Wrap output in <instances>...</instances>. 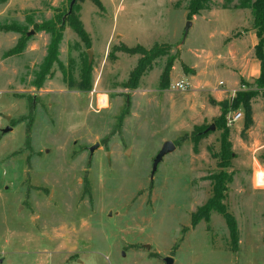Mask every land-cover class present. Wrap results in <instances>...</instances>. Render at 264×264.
I'll list each match as a JSON object with an SVG mask.
<instances>
[{
	"label": "rangeland",
	"instance_id": "1",
	"mask_svg": "<svg viewBox=\"0 0 264 264\" xmlns=\"http://www.w3.org/2000/svg\"><path fill=\"white\" fill-rule=\"evenodd\" d=\"M95 1L76 0L73 7L83 38L71 20L61 27L70 0L0 4V29L18 27L25 39L22 53L10 54L21 34L0 32V264H164L165 258L264 264V189L253 184L254 160L264 170V89L254 81L234 85L232 62L214 58L205 66L202 57L231 47L247 51L248 41L223 43L233 29L221 17L234 13L212 0L213 10L195 16L183 40L191 0ZM51 25L62 34L57 64L37 88L50 34L34 26ZM140 48L156 50L157 57L137 87L127 88L140 58L128 51ZM84 66L87 92L78 89ZM190 66L210 94L226 90L222 99L195 88ZM180 80L189 87L170 91ZM93 91L106 96L103 108ZM238 92L253 94L248 116L244 104L234 103ZM236 111L243 117L227 125ZM223 113L232 157L224 204L236 224L235 243L216 213L191 223L210 196L207 177L218 170L216 120ZM210 125L214 130L203 134ZM5 127L12 130L3 135ZM96 142L100 148L89 159L87 148ZM165 142L175 150L150 180Z\"/></svg>",
	"mask_w": 264,
	"mask_h": 264
},
{
	"label": "trees",
	"instance_id": "2",
	"mask_svg": "<svg viewBox=\"0 0 264 264\" xmlns=\"http://www.w3.org/2000/svg\"><path fill=\"white\" fill-rule=\"evenodd\" d=\"M222 9H236L243 10L248 9L251 13L253 20V29L255 31V35L257 37V45L254 48V56L258 60L260 65V74L259 77L254 80V84L260 90L264 89V0H222ZM92 2L96 3L95 0ZM0 4H4V0H0ZM211 4V0H191L188 6L186 7V20L191 21L193 17L199 15L202 11L208 9ZM73 11V10H72ZM71 20V25L74 32L79 35L81 38L84 37V34L81 28L77 25H74L72 22V16L70 15L66 20ZM61 25L63 27L65 25ZM35 30L39 31H47L50 34V41L47 48V55L43 61V64L40 67V70L36 76V87L39 88L50 72L53 65L57 64V52L58 45L62 39V34L60 33V28H56L55 26H43V27H35ZM0 32H14L21 34L20 39L17 42L16 48L14 52L12 51L10 54L20 55L25 47V39L24 32L21 31L18 27L12 25H6L0 29ZM129 54L139 55L140 58L137 61V64L133 71L130 73L128 81L126 83L127 88L135 89L137 87L138 81L140 77L143 75L147 66L150 62L157 57L156 50L145 51L142 48L136 50L128 51ZM172 63L168 62L163 72L160 76V86H166L169 80V74L172 69ZM62 71V70H61ZM63 72V71H62ZM80 80L84 81L83 84L79 85L78 89L81 92H87L90 90L91 86L89 82H87L88 77V69L87 67H83L80 71ZM253 98V94L251 93H242L238 92L234 99V103H242L245 105L244 114L248 116L250 112L248 102ZM234 110V109H233ZM225 113L221 114V116L216 120V124L219 129L222 130L220 135V148L219 154L217 158H219V163L217 165V171L215 173L209 175L207 177L210 183V196L207 198L205 203L196 210L195 213L191 215V223L193 225H197L200 221H207L212 213H216L222 217L225 221L229 238L231 242L235 243L237 240V229L236 224L233 217L228 213L227 208L224 204L226 198V190L227 184L231 181V175L226 172V168L229 167L231 152L230 145L227 142V129H225ZM250 121L247 119V122L244 124L243 133L246 132ZM203 135V134H202ZM264 241V238H263Z\"/></svg>",
	"mask_w": 264,
	"mask_h": 264
},
{
	"label": "crops",
	"instance_id": "3",
	"mask_svg": "<svg viewBox=\"0 0 264 264\" xmlns=\"http://www.w3.org/2000/svg\"><path fill=\"white\" fill-rule=\"evenodd\" d=\"M212 10L213 7H211L210 4L208 9L204 11L209 12ZM221 10L231 11L234 13L230 15H223V17H221L224 19V25H226V28L230 27L233 29L228 36H225L226 38L223 43H226V45L228 46H232L233 44L240 43L242 41H248L249 46L247 51L245 53H241V55L238 54V52L234 50L233 47L228 49L227 53H219L215 56L203 52V65L208 66L209 62L214 61V58L217 61H229L233 63V66L235 67L234 72L237 73V77L239 78V80L236 81L234 85L239 83V81H254L259 77L260 65L258 60L254 56V48L256 47L258 41L253 29V20L251 17V13L248 9L236 10L232 8H221ZM194 19L195 17H193L191 21H194ZM190 68L194 70V75L190 76L189 79L195 84V88L199 89L201 92L208 94L211 98L217 101L222 99L223 93H225L226 90H220L215 87L212 89L213 94H210V92L206 89V85L202 84L199 81V73L196 71L197 69L192 66H190ZM233 76H235V74H233ZM260 148L264 149V144Z\"/></svg>",
	"mask_w": 264,
	"mask_h": 264
},
{
	"label": "water",
	"instance_id": "4",
	"mask_svg": "<svg viewBox=\"0 0 264 264\" xmlns=\"http://www.w3.org/2000/svg\"><path fill=\"white\" fill-rule=\"evenodd\" d=\"M76 0H70L69 5H68V9L65 15H63V17L61 18V25H63L65 23V20L72 14V10L73 7L75 5ZM191 27V22L188 21L186 23V26L184 28V34H183V40H185L186 36H187V32ZM6 120H9V117H6ZM12 129L11 127H5L2 131L1 134H7L8 132H10ZM214 130L213 125H210L204 132L203 134H206L208 132H211ZM100 148V144L99 143H94L91 147L87 148V151L89 153V159L92 158L93 154ZM175 150V146L171 143V142H165L163 143L161 149L159 150V152L157 153V155L155 156L154 160L152 161V166H151V172H150V180L153 179L154 173L156 172L157 166L159 165V163L162 161L163 157L166 156L169 153H172ZM163 263L164 264H174L173 259L171 258H165L163 259Z\"/></svg>",
	"mask_w": 264,
	"mask_h": 264
},
{
	"label": "built area",
	"instance_id": "5",
	"mask_svg": "<svg viewBox=\"0 0 264 264\" xmlns=\"http://www.w3.org/2000/svg\"><path fill=\"white\" fill-rule=\"evenodd\" d=\"M189 87V84L186 81L180 80L170 83L169 90L172 92H183ZM92 93H95L93 91ZM96 94V93H95ZM107 98L103 94H96V105L98 109L103 108L106 105ZM242 113L236 111L230 117L226 118L227 125L231 126L238 120L242 118ZM254 171H253V184L256 188L264 189V170L258 165L254 160Z\"/></svg>",
	"mask_w": 264,
	"mask_h": 264
}]
</instances>
